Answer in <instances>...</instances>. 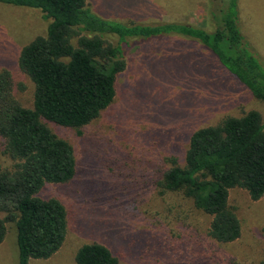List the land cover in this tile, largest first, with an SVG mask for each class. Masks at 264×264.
<instances>
[{"label": "trees", "instance_id": "16d2710c", "mask_svg": "<svg viewBox=\"0 0 264 264\" xmlns=\"http://www.w3.org/2000/svg\"><path fill=\"white\" fill-rule=\"evenodd\" d=\"M214 1L220 4L217 2L210 13L214 28L207 31L181 22H120L97 15L86 0H0L1 4L39 11L48 21L45 34L26 44L18 59L19 68L34 84L32 109L16 102L10 74L0 72V138L4 154L16 162L8 171L0 160V244L7 233L6 224L14 223L18 264L47 260L57 253L69 232L70 219L78 229L84 230L80 224L86 223L110 234L107 228L113 221L127 226L124 216L132 218L127 207L122 210L120 195L126 187L109 196L107 178L100 176L99 167V176L93 177L97 186L86 190L82 186L83 193L78 194L90 203L74 210V217L58 198L39 195L48 184H70L78 171L71 143L53 134L44 122L82 134V129L115 100L116 81L126 70L129 47L161 39L196 45L216 61L221 75L230 76L254 99L264 102V62L240 30L238 0ZM175 133L186 149L184 153L177 147L169 149L161 177L155 181L160 195L179 194L209 215L207 235L217 244L236 242L242 229L229 203L230 191L242 189L252 201L264 197V123L260 113L250 110L240 117L228 115L215 125ZM102 198L105 202H100ZM96 212L98 222L85 220ZM129 232L127 250L113 252L115 248L100 235L98 241L78 247L74 264H120L136 258L134 251L141 253L146 240ZM180 253L184 264H203L199 253L184 249ZM153 258L156 253L144 264L154 260L155 264L183 262L182 257L177 261L162 252Z\"/></svg>", "mask_w": 264, "mask_h": 264}, {"label": "rangeland", "instance_id": "374dc122", "mask_svg": "<svg viewBox=\"0 0 264 264\" xmlns=\"http://www.w3.org/2000/svg\"><path fill=\"white\" fill-rule=\"evenodd\" d=\"M86 2L97 15L124 23L181 22L207 31L214 28L210 13L219 3ZM238 12L242 34L264 62V0H238ZM47 24L39 11L0 3V72L10 74L12 96L23 108H33L34 84L19 68L20 51L35 37L44 35ZM126 62V70L116 81L115 100L98 119L82 129V134L44 122L53 134L71 143L78 171L70 184H48L39 195L45 199L58 198L74 217V210L90 203L78 194L83 193L82 186L85 190L97 186L93 177L99 176V167L100 176L110 179L104 180L111 190L109 196L126 187L120 195L122 210L127 207L129 214L133 212L132 218L124 216L123 223L127 226L113 221L107 228L110 234L86 223L80 224L84 230L78 229L70 219L69 232L59 251L47 260H31L30 264H74L78 247L98 241L100 235L115 248L113 252L127 250L132 236L129 231L146 240L145 248L141 253L134 251L136 258L120 264H144L154 253L157 258L161 252L177 261L182 257L183 261L180 253L183 249L199 253L203 264H264V197L252 201L242 189L230 191L229 203L240 220L242 233L236 242L219 245L207 235L209 215L196 210L191 201L179 194L160 195L155 185L165 167L164 159L170 155L169 149L177 147L180 153L186 149V143L175 132L195 131L215 125L228 115L240 117L250 110L258 111L264 123V102L254 99L230 76L221 75L216 61L202 48L179 39L142 41L126 49ZM0 160L8 171L16 164L4 154L1 138ZM91 194L94 193L87 196ZM105 200L102 198L100 202ZM98 218L97 212L85 216L89 223L98 222ZM6 227V236L0 244V264H18L14 223L9 222Z\"/></svg>", "mask_w": 264, "mask_h": 264}]
</instances>
